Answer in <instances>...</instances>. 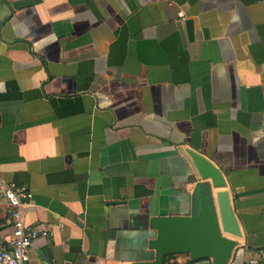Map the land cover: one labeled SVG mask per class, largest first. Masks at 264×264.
I'll list each match as a JSON object with an SVG mask.
<instances>
[{"label":"crops","instance_id":"crops-1","mask_svg":"<svg viewBox=\"0 0 264 264\" xmlns=\"http://www.w3.org/2000/svg\"><path fill=\"white\" fill-rule=\"evenodd\" d=\"M187 149L227 181L243 232L229 264L259 259L264 0H0V176L34 194L29 226H63L32 264L154 261L151 218L192 214Z\"/></svg>","mask_w":264,"mask_h":264},{"label":"water","instance_id":"water-1","mask_svg":"<svg viewBox=\"0 0 264 264\" xmlns=\"http://www.w3.org/2000/svg\"><path fill=\"white\" fill-rule=\"evenodd\" d=\"M197 182L192 197V214L151 218L157 236L150 242L155 260L137 264H163L167 256L190 253L193 260L229 264L241 238L238 218L222 170L200 152L187 149ZM214 189H220L216 193ZM234 238H230L229 236Z\"/></svg>","mask_w":264,"mask_h":264},{"label":"built area","instance_id":"built-area-1","mask_svg":"<svg viewBox=\"0 0 264 264\" xmlns=\"http://www.w3.org/2000/svg\"><path fill=\"white\" fill-rule=\"evenodd\" d=\"M0 196L7 204V214L13 228V239L6 244L0 235V264H32L31 248L38 239L53 237L62 225L33 227L26 223V209L31 205L34 194L27 186L8 183L0 176ZM264 257V248L259 259L249 264H260Z\"/></svg>","mask_w":264,"mask_h":264}]
</instances>
